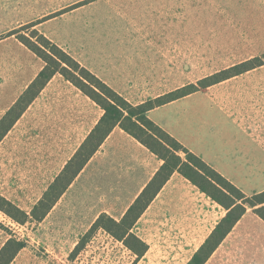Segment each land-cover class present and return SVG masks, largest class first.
<instances>
[{"label": "crops", "instance_id": "crops-1", "mask_svg": "<svg viewBox=\"0 0 264 264\" xmlns=\"http://www.w3.org/2000/svg\"><path fill=\"white\" fill-rule=\"evenodd\" d=\"M229 3L239 15L248 12L245 31L252 36V10L264 0ZM216 10L212 13L220 15ZM183 11L191 15L178 20ZM208 16L206 7L201 10L186 0H0V119L45 66L41 57L10 34L15 29L35 23L34 28L136 105L192 84L187 59L193 50L219 39L225 26L237 29L222 16L214 21ZM253 70H264V65ZM232 84L224 80L200 88L150 110L148 116L241 188L240 170H248L252 179V164L261 162L257 155H263L259 145L264 135L261 141L255 139L252 117L264 110V93L231 95L213 89ZM104 112L62 74L54 75L0 142L1 157L16 150V162L4 166L26 171L18 185L30 187L26 198L31 200L34 193L35 199L26 207L10 194L1 190L0 194L30 214ZM162 164L146 145L116 126L50 213L41 222L24 225L39 224L51 234L70 235L86 234L103 213L121 220ZM185 180L193 184L175 172L132 229L149 246L141 259L151 248L137 232L141 221L160 202L171 199L176 183L185 185ZM27 247L11 264H28L20 258Z\"/></svg>", "mask_w": 264, "mask_h": 264}, {"label": "rangeland", "instance_id": "rangeland-1", "mask_svg": "<svg viewBox=\"0 0 264 264\" xmlns=\"http://www.w3.org/2000/svg\"><path fill=\"white\" fill-rule=\"evenodd\" d=\"M186 1L197 5L201 10L206 7L210 21H214V17L222 16V21L233 22L237 27L235 29L225 26V32L219 39L204 43L201 48L193 50L191 57L187 59L192 71L187 74L188 81L197 84L206 76L249 58L264 55V3L259 4L258 9L252 10L250 36L245 31L250 23L248 12L239 15L234 7H230L231 0ZM214 9H217L220 15L213 14ZM183 12L182 17H177L178 20H184L186 16L191 15L188 11ZM197 17L199 18V15ZM225 81L233 84L217 85L213 89L231 95L252 91L264 93V70H250ZM262 104L264 107V101ZM252 133H256L255 139L261 141L264 135V110L252 117ZM259 146L263 155H257L261 162L252 164V179L248 177V170L239 172L241 181L244 182L240 187L249 192L248 195L264 189V142ZM182 155L185 157L184 153ZM16 158V150L7 153L4 158L0 156V190L10 194L18 202H23L24 206L30 207L32 199H35L34 193L31 200L27 199L30 187L18 185L19 177L26 171L10 170L4 166V162H16ZM185 183H176L171 199L160 202L141 221L137 232L151 248L138 262H135L136 256L124 244L103 230L97 231L80 253L72 258L73 247L85 233L51 234L46 227L39 224L19 225L1 212L0 223L5 229L0 226V247L9 238L7 228L27 241L28 247L20 258L28 264H186L226 214V209L198 187L187 181ZM84 228L86 226L83 225ZM263 236L264 222L253 208H248L247 213L205 264H264V241L261 239Z\"/></svg>", "mask_w": 264, "mask_h": 264}, {"label": "trees", "instance_id": "trees-1", "mask_svg": "<svg viewBox=\"0 0 264 264\" xmlns=\"http://www.w3.org/2000/svg\"><path fill=\"white\" fill-rule=\"evenodd\" d=\"M34 27L35 23H30L15 29L10 34H15L21 42L41 57L45 66L16 103L0 119V142L52 77L58 73L95 100L105 112L30 214L1 194L0 211L22 225L29 221L41 222L98 151L112 130L116 126H120L158 155L163 160V164L121 220H116L106 213L97 218L72 251V258L80 253L97 231L103 230L124 244L136 256L135 262H138L148 251L149 246L132 229L175 172H179L226 209V214L187 264H205L247 213L248 208H253L254 212L264 220V190L251 195L246 194L148 116V112L158 106L191 94L200 88L240 75L254 67L264 65V55L244 60L206 76L200 79L197 84L192 83L135 105ZM182 153L185 154V157L182 156ZM0 226L5 229L1 223ZM6 230L11 237L0 249V264H11L28 244L18 234L7 228Z\"/></svg>", "mask_w": 264, "mask_h": 264}]
</instances>
